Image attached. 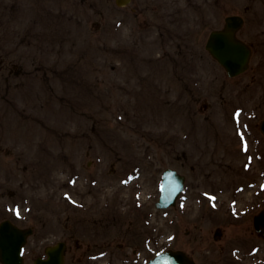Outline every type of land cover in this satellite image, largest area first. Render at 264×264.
Segmentation results:
<instances>
[{
    "label": "rangeland",
    "instance_id": "1",
    "mask_svg": "<svg viewBox=\"0 0 264 264\" xmlns=\"http://www.w3.org/2000/svg\"><path fill=\"white\" fill-rule=\"evenodd\" d=\"M245 1L0 0V222L33 229L25 264L57 242L65 264H264L242 149L264 155V63L229 79L204 48ZM165 169L186 184L157 210Z\"/></svg>",
    "mask_w": 264,
    "mask_h": 264
},
{
    "label": "water",
    "instance_id": "2",
    "mask_svg": "<svg viewBox=\"0 0 264 264\" xmlns=\"http://www.w3.org/2000/svg\"><path fill=\"white\" fill-rule=\"evenodd\" d=\"M119 7L124 6L129 0H114ZM236 19H227L226 30L222 32H213L210 35L206 49L210 55L218 61L224 68L229 77H234L247 69L250 51L242 43L233 37L236 27ZM228 28L232 32L228 33ZM264 126V123H263ZM183 186V177L179 176L173 170H166L163 174L161 192L156 207L164 209L173 206L176 198L181 192ZM254 227L257 232L262 233L264 237V210L254 219ZM31 231L17 229L9 222L0 224V263L1 264H23L21 249L26 242L27 236ZM219 233H216L218 239ZM46 259H37L34 264H64L65 245L59 243L45 250ZM149 264H193L182 252L165 251Z\"/></svg>",
    "mask_w": 264,
    "mask_h": 264
},
{
    "label": "flooded vegetation",
    "instance_id": "3",
    "mask_svg": "<svg viewBox=\"0 0 264 264\" xmlns=\"http://www.w3.org/2000/svg\"><path fill=\"white\" fill-rule=\"evenodd\" d=\"M231 15L242 20L241 27L236 32V37L249 47L252 54L259 53L260 61L264 60V58H261L262 54H260V52H264V0L245 1L240 12ZM223 26L224 22L218 29H222Z\"/></svg>",
    "mask_w": 264,
    "mask_h": 264
}]
</instances>
